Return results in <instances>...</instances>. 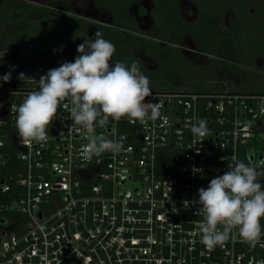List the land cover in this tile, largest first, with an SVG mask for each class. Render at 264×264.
<instances>
[{
    "label": "built area",
    "instance_id": "built-area-1",
    "mask_svg": "<svg viewBox=\"0 0 264 264\" xmlns=\"http://www.w3.org/2000/svg\"><path fill=\"white\" fill-rule=\"evenodd\" d=\"M34 81H0V264H264V217L255 244L233 229L208 249L195 202L233 158L264 161V90L245 80L149 86L155 100L145 101L160 104L159 116L109 117L95 132L123 137L121 150L85 160L87 133L64 101L46 140L17 133L15 108ZM199 119L202 140L190 132Z\"/></svg>",
    "mask_w": 264,
    "mask_h": 264
},
{
    "label": "clouds",
    "instance_id": "clouds-1",
    "mask_svg": "<svg viewBox=\"0 0 264 264\" xmlns=\"http://www.w3.org/2000/svg\"><path fill=\"white\" fill-rule=\"evenodd\" d=\"M93 36L76 45L77 55L71 61L64 60L40 75L36 86L17 105L15 127L20 137L29 142L46 140L48 126L64 101L70 105L71 124L87 133L81 156L89 160L104 152L118 153L123 146V137L105 138L95 132L109 117L119 120L127 116L143 122L159 116L160 104L145 101L146 96L155 98L148 77L136 62L113 63V43L99 32ZM14 67L10 65L0 81H9ZM17 76L21 79L24 73ZM190 132L202 140L208 132L207 122L197 120L190 125ZM262 180L264 161L253 164L233 158L226 171L211 178L207 187L197 188L195 202L203 217L198 225L202 244L208 249L222 245L233 229L242 239L256 243L262 234L260 218L264 217ZM172 211H176L174 206Z\"/></svg>",
    "mask_w": 264,
    "mask_h": 264
},
{
    "label": "rangeland",
    "instance_id": "rangeland-1",
    "mask_svg": "<svg viewBox=\"0 0 264 264\" xmlns=\"http://www.w3.org/2000/svg\"><path fill=\"white\" fill-rule=\"evenodd\" d=\"M104 1L115 11L121 10L125 6L128 8V13L133 15L137 22L136 29L131 32L148 40V49L156 55V59L140 47H133L131 50L125 49L113 33L98 30L97 24H104V21L113 23L114 19L108 8L97 5V0H47L45 5L32 0H17L12 10L14 14H19L22 11L23 2H26L38 8L48 9L51 15L57 16L55 19L56 29H50V31L52 34H56V38L59 40L69 37L71 44L64 45L60 52L63 58L68 61L77 55L75 44L81 43L83 39L79 28L82 23L77 20V17L84 19L88 38H94L93 34L99 32L105 39L111 41L115 46L111 61L113 63L123 61L126 64L135 61L140 71L148 77L150 87H167L170 84L177 85L185 79L209 77L204 75L205 71L202 67L208 58H213L214 64L211 69L215 77L245 80L250 84V88L264 89V0H180L183 21L189 25L197 26L202 31L209 28L210 20L206 16L207 14L224 13L228 23L235 29V44L240 62L229 58L223 40L218 41L215 54L209 56L196 49L188 32L178 34L174 43L158 38V31L154 29L149 13L145 12L142 16L138 13L139 5H144L148 10L149 0L134 2L129 7L126 5L127 0ZM43 11L44 9H42ZM40 13L41 11H34L32 14L37 18ZM63 14H69L70 17L63 16ZM34 21L35 24H39L37 19ZM43 24L45 25V23ZM112 26L115 30H120L118 26L114 24ZM3 27L9 32H13L14 23L5 21ZM60 30L62 31L59 33ZM78 31L80 32L77 34ZM126 37L127 34H124V38ZM43 39L36 33H30L25 36L24 42L26 46H29V43L34 40L37 43V48L40 49L45 44ZM16 52L13 48L0 50V56H2L0 61L13 56ZM27 54L32 55V51H28ZM43 60L45 66L42 74L57 66L51 58L44 57ZM13 65L15 67L11 71L15 70L16 74L22 72L24 75L31 76L26 65ZM7 70L9 68L4 71ZM167 70L176 72L177 75L165 81Z\"/></svg>",
    "mask_w": 264,
    "mask_h": 264
},
{
    "label": "trees",
    "instance_id": "trees-1",
    "mask_svg": "<svg viewBox=\"0 0 264 264\" xmlns=\"http://www.w3.org/2000/svg\"><path fill=\"white\" fill-rule=\"evenodd\" d=\"M46 3L47 0H36ZM69 1V0H64ZM134 0H127L128 7ZM150 6L148 9L149 16L152 20V25L156 31H158V38L174 43L175 38L182 32H188L192 42L196 46V49L205 53L206 55L212 56L215 54V47L220 38H222L224 44L227 47L229 58L236 62H240V56L237 54V48L235 44V29L234 26L229 24L224 13L213 12L210 15H206L209 22V28L207 30H200L197 26L189 25L183 21L181 15V2L180 0H149ZM17 3V0H3L0 4V50L5 48H13L17 52L0 63V74H3L5 69L9 68L13 64H24L27 66L29 75H24L22 78L30 77L36 80L42 75L44 64V57L51 58L55 61L56 65L59 66L64 60L61 55V49L66 44H71L69 37L59 40L56 38V34H52L50 29H56V18L57 16L51 15L48 9L38 8L31 4L24 3L22 5V11L19 14H14L12 8ZM97 5L108 8L113 15L114 25L123 29V31H117L112 29L111 26H104L97 24L98 30H104L106 32L113 33L118 39L123 48L131 50L133 47H140L144 52L151 55L156 59V55L148 49V40L131 33L137 27L136 19L133 15L128 13V8L125 6L121 10H113L104 0H97ZM42 9L44 11L42 12ZM34 11H41V13L34 16ZM146 12L144 6L138 7V13L143 14ZM62 16V15H61ZM63 16L70 17L69 14H63ZM34 19H37L39 24H35ZM77 20L82 23L80 25V31L82 32L83 39H89L87 36L86 22L84 19L77 17ZM5 21H11L14 23L13 32L7 31L3 27ZM45 23V25L43 24ZM43 28V30H42ZM78 28V29H79ZM43 31V32H40ZM62 30L59 31V33ZM78 31L77 34L80 32ZM45 32V33H44ZM30 33H36L45 41L42 48H37V43L33 40L29 46L25 45V36ZM124 34H128L124 38ZM82 39V40H83ZM82 42V41H81ZM77 45V44H75ZM28 51H32V55H28ZM214 64L213 58H208L203 64V70L206 78H190L185 79L178 85L191 86V87H204L210 88L211 82L216 81L215 75L211 67ZM163 67L162 64H160ZM164 68V67H163ZM210 74V75H209ZM176 72L170 70L166 71V80L170 77L176 76ZM11 76L16 77L15 70L11 71ZM207 80L209 84H203ZM176 84V83H175ZM176 86V85H174ZM264 90V89H262Z\"/></svg>",
    "mask_w": 264,
    "mask_h": 264
},
{
    "label": "flooded vegetation",
    "instance_id": "flooded-vegetation-1",
    "mask_svg": "<svg viewBox=\"0 0 264 264\" xmlns=\"http://www.w3.org/2000/svg\"><path fill=\"white\" fill-rule=\"evenodd\" d=\"M2 1H3V0H1V3H2ZM32 1L39 2V3L43 4V5L46 4V3H42L41 1H36V0H32ZM58 1H62V0H58ZM139 1H140V0H134L132 3H134V2H139ZM1 3H0V4H1ZM25 3H26V2H25ZM132 3H131V4H132ZM23 4H24V2H23ZM131 4H130V5H131ZM139 6H144V5H139ZM139 6H138V7H139ZM144 7H145V6H144ZM145 9H146V7H145ZM148 9H149V8H148ZM146 12H148L147 9H146ZM144 14H145V13L140 14V16H142V15H144ZM134 18H135V17H134ZM101 25H104V26H111L112 29H114L113 26H112L113 24L110 23V22H108V21H104V24H101ZM96 27H97V26H96ZM119 29H120V30H117V31H123L122 28L119 27ZM114 30H115V29H114ZM131 33H132V32H131ZM132 34H133V33H132ZM133 35H135V34H133ZM127 36H128V34H127ZM137 36H138V35H137ZM141 37H142V36H141ZM219 40H222V38H220ZM219 40H218V41H219ZM217 43H218V42H217ZM212 56H213V55H212ZM214 78H215V80H229V81H233V80H234V81H244V80H237V79L232 78V77H226L225 79L217 78V77H214Z\"/></svg>",
    "mask_w": 264,
    "mask_h": 264
}]
</instances>
